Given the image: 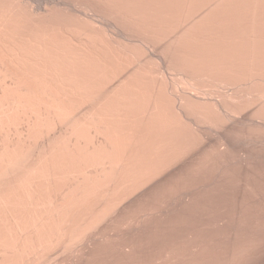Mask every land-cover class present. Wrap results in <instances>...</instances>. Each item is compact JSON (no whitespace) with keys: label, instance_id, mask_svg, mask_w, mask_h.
<instances>
[{"label":"bare ground","instance_id":"bare-ground-1","mask_svg":"<svg viewBox=\"0 0 264 264\" xmlns=\"http://www.w3.org/2000/svg\"><path fill=\"white\" fill-rule=\"evenodd\" d=\"M44 2L0 0V264L260 258L264 0Z\"/></svg>","mask_w":264,"mask_h":264},{"label":"rangeland","instance_id":"rangeland-1","mask_svg":"<svg viewBox=\"0 0 264 264\" xmlns=\"http://www.w3.org/2000/svg\"><path fill=\"white\" fill-rule=\"evenodd\" d=\"M32 1H33V0H31V3H32ZM34 1H35V2L32 3V5L35 6V7H36V5H38L39 2H40L41 4H42V2H43L44 4H46V3L48 4V2H46V3L44 2V1H46V0H42V2H41V0H38V3H37V0H34ZM40 3H39V5H38L37 7H42V6L40 5ZM42 5H43V4H42ZM49 5H50V4H49ZM49 5H48V7H49ZM44 6H45V5H43V7H44ZM43 7H42V8H43ZM50 7H51V6H50ZM42 8H41V9H42ZM37 9H39V8H37ZM44 9H45V8H44ZM73 13H74V14H80V13L77 12V11H75V12H73ZM99 22H100V20H99ZM100 23L103 24L104 26L101 25ZM100 23L98 24L100 27H102V28H104V29H106V28L108 29V27H107V25H106L107 22L101 21ZM105 25H106V28H105ZM107 29H106V30H107ZM156 54H157V55H156ZM158 55H159V54H158L157 52H155V53L153 54V56H154V63H155V62L157 63V61L160 60V59L158 58ZM152 58H153V57H152ZM155 60H156V61H155ZM159 62H160V61H159ZM159 62H158V63H159ZM156 63H155V64H156ZM173 75H174V73H173ZM253 260H254V261L252 262V264H264V253L261 255L260 258L255 257Z\"/></svg>","mask_w":264,"mask_h":264}]
</instances>
